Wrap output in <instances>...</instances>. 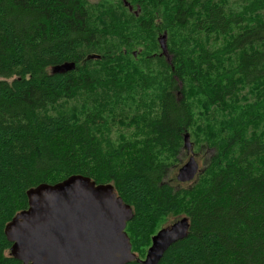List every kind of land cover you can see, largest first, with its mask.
<instances>
[{
    "label": "trees",
    "instance_id": "16d2710c",
    "mask_svg": "<svg viewBox=\"0 0 264 264\" xmlns=\"http://www.w3.org/2000/svg\"><path fill=\"white\" fill-rule=\"evenodd\" d=\"M236 1L0 0V264L27 191L75 174L132 206L138 257L187 216L159 264H264V0ZM187 133L210 154L176 187Z\"/></svg>",
    "mask_w": 264,
    "mask_h": 264
},
{
    "label": "water",
    "instance_id": "95a60500",
    "mask_svg": "<svg viewBox=\"0 0 264 264\" xmlns=\"http://www.w3.org/2000/svg\"><path fill=\"white\" fill-rule=\"evenodd\" d=\"M159 43L161 54L169 60L167 32L159 36ZM75 68L76 63L68 61L51 71L65 73ZM184 147L193 151L189 133L184 137ZM202 169L192 153L179 168L177 180L191 182ZM27 195L28 207L5 227L12 242L10 254L21 264H127L134 260L159 264L169 247L189 233V218L183 216L160 228L152 236L145 258H141L133 251L126 231L133 208L112 183L98 184L89 176L75 174L57 183L31 187Z\"/></svg>",
    "mask_w": 264,
    "mask_h": 264
},
{
    "label": "rangeland",
    "instance_id": "374dc122",
    "mask_svg": "<svg viewBox=\"0 0 264 264\" xmlns=\"http://www.w3.org/2000/svg\"><path fill=\"white\" fill-rule=\"evenodd\" d=\"M90 1L94 2L97 0H90ZM240 2H243V0H237L236 4L240 5ZM129 107H130V105H126L124 108L126 110H129ZM192 153L196 156V159L198 160L200 167L203 168L205 166L207 158L209 157L210 151L206 150V149L198 151L194 144H193V151L192 152H189L186 148L183 149V151L179 155V162L177 163V165H175L171 169L170 174L167 177V180L170 181L171 183H173V185H175L176 187L181 186V185H190L194 181L193 180L191 182L181 183L177 180V174H178L179 168L189 159V157L191 156ZM181 217H183V216H180L179 218H181ZM179 218L174 217V218L167 220V222L164 223L162 227L171 225L173 222H175ZM143 258H145V257H143Z\"/></svg>",
    "mask_w": 264,
    "mask_h": 264
}]
</instances>
